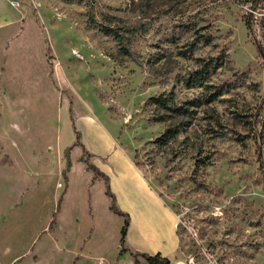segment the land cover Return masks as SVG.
I'll return each mask as SVG.
<instances>
[{
	"label": "rangeland",
	"instance_id": "1",
	"mask_svg": "<svg viewBox=\"0 0 264 264\" xmlns=\"http://www.w3.org/2000/svg\"><path fill=\"white\" fill-rule=\"evenodd\" d=\"M24 5L0 30V264H134L142 233L127 226L120 251L123 216L83 137L131 154L172 213L171 264H264V0ZM196 29L213 43L183 56ZM219 53L230 64L189 87L196 58Z\"/></svg>",
	"mask_w": 264,
	"mask_h": 264
},
{
	"label": "crops",
	"instance_id": "2",
	"mask_svg": "<svg viewBox=\"0 0 264 264\" xmlns=\"http://www.w3.org/2000/svg\"><path fill=\"white\" fill-rule=\"evenodd\" d=\"M24 1L0 0V30L29 19V11L24 5ZM83 139L92 152L104 158L100 162V166L93 164L99 166V170L102 169L101 171L108 176V183L117 207L129 215L128 238L134 239L130 231L131 225L138 231L136 235L142 233L137 237L138 243L144 247L148 246L152 253L158 251L169 257L167 252L174 247L175 242L173 233L175 218L162 199L150 188L141 171L133 162L131 154H123L120 151L121 147L119 145L112 146L113 143H111L112 145L104 143V145H100L85 137ZM91 178L95 180L93 174ZM147 222L150 223L149 226H147ZM144 247L139 246L138 251L147 252L148 249Z\"/></svg>",
	"mask_w": 264,
	"mask_h": 264
},
{
	"label": "trees",
	"instance_id": "3",
	"mask_svg": "<svg viewBox=\"0 0 264 264\" xmlns=\"http://www.w3.org/2000/svg\"><path fill=\"white\" fill-rule=\"evenodd\" d=\"M100 30L108 35L114 37L115 41L119 45V53L124 54L127 57H131L132 53L130 49L123 45L124 43V36L123 34L118 31L117 27L112 26L111 24L102 23L100 26ZM128 32H130L131 28H126ZM203 29H196L194 32L193 39L190 41L189 45L184 49L182 52L183 56H190L199 46H208L213 43V36L209 32L202 31ZM258 49V48H257ZM260 50V47L259 49ZM132 58V57H131ZM197 61V68L194 70L190 76L185 79L186 84L189 87H206L208 85L209 78L212 74H214L217 69L226 67L230 64V59L227 54L219 53L217 55H212L207 58H196ZM154 101L164 108L170 109V104L168 103L167 97L163 95H159L153 98ZM175 111L179 112H187V109L182 106H175L172 108ZM176 130L166 129L160 136L156 138L157 143L164 144L166 141L169 140L174 134ZM78 138V135H76ZM90 170L93 174V178H101L105 184V194L110 198V205L109 209L118 214L119 216H123V223L120 228V251L129 250L127 246H125V235H126V228L129 225V215L126 212L120 210L116 203L115 197L110 189L108 183V176L99 170L97 166L93 163H89L86 167ZM131 255L133 256L134 264H140L139 257H142L144 260L143 264H171L169 257L162 255L160 252H156L153 254L142 252V251H131Z\"/></svg>",
	"mask_w": 264,
	"mask_h": 264
}]
</instances>
